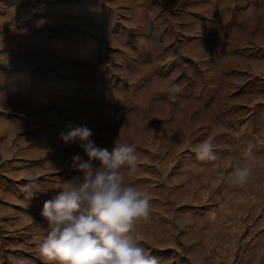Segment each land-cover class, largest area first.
Masks as SVG:
<instances>
[{"label": "rangeland", "instance_id": "1", "mask_svg": "<svg viewBox=\"0 0 264 264\" xmlns=\"http://www.w3.org/2000/svg\"><path fill=\"white\" fill-rule=\"evenodd\" d=\"M51 1L18 35V136L0 127V264H44V202L84 155L61 133L80 126L137 143L125 179L150 195L138 238L159 264H264V0ZM209 136L218 159L200 161Z\"/></svg>", "mask_w": 264, "mask_h": 264}, {"label": "clouds", "instance_id": "2", "mask_svg": "<svg viewBox=\"0 0 264 264\" xmlns=\"http://www.w3.org/2000/svg\"><path fill=\"white\" fill-rule=\"evenodd\" d=\"M181 90L179 85L169 89L173 96ZM92 135L86 126L61 133L66 143L78 139L84 155L71 157V167L81 175L67 180L44 202L41 216L47 232L35 242L44 264H159L138 238L137 225L150 217V195L125 179V170L131 176L138 167L137 143H115L109 150L97 146ZM215 147V137L209 136L192 151L200 161H215ZM244 155L252 157L251 146ZM234 175L243 186L252 170L247 165L236 167ZM27 179L30 198L46 191L37 187L38 177Z\"/></svg>", "mask_w": 264, "mask_h": 264}, {"label": "crops", "instance_id": "3", "mask_svg": "<svg viewBox=\"0 0 264 264\" xmlns=\"http://www.w3.org/2000/svg\"><path fill=\"white\" fill-rule=\"evenodd\" d=\"M37 6L38 0H25L23 5L0 0V127L10 133V139L18 136V35L30 40ZM47 7L53 13L66 9L63 0H52Z\"/></svg>", "mask_w": 264, "mask_h": 264}, {"label": "trees", "instance_id": "4", "mask_svg": "<svg viewBox=\"0 0 264 264\" xmlns=\"http://www.w3.org/2000/svg\"><path fill=\"white\" fill-rule=\"evenodd\" d=\"M16 1H18V0H16Z\"/></svg>", "mask_w": 264, "mask_h": 264}]
</instances>
